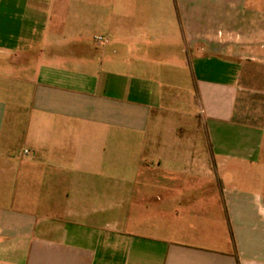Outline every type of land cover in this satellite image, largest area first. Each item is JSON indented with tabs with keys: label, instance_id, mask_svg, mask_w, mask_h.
I'll list each match as a JSON object with an SVG mask.
<instances>
[{
	"label": "crops",
	"instance_id": "obj_1",
	"mask_svg": "<svg viewBox=\"0 0 264 264\" xmlns=\"http://www.w3.org/2000/svg\"><path fill=\"white\" fill-rule=\"evenodd\" d=\"M0 264H264V0H0Z\"/></svg>",
	"mask_w": 264,
	"mask_h": 264
},
{
	"label": "rangeland",
	"instance_id": "obj_2",
	"mask_svg": "<svg viewBox=\"0 0 264 264\" xmlns=\"http://www.w3.org/2000/svg\"><path fill=\"white\" fill-rule=\"evenodd\" d=\"M257 2V5H258V3H259V1H256ZM255 17H257V16H255V15H251V18L252 19H255ZM251 20V19H250ZM252 21V20H251ZM252 28H257V26L255 27V26H251V28H250V26L249 27H246V33H248V32H252ZM242 42H237L236 44H241ZM259 43L258 42H246V54L247 53H249L248 52V50L250 49L251 51H253V50H257V49H259Z\"/></svg>",
	"mask_w": 264,
	"mask_h": 264
},
{
	"label": "built area",
	"instance_id": "obj_3",
	"mask_svg": "<svg viewBox=\"0 0 264 264\" xmlns=\"http://www.w3.org/2000/svg\"><path fill=\"white\" fill-rule=\"evenodd\" d=\"M99 41H101V40H103V38L102 37H99V38H97ZM25 154H29V152H25Z\"/></svg>",
	"mask_w": 264,
	"mask_h": 264
}]
</instances>
